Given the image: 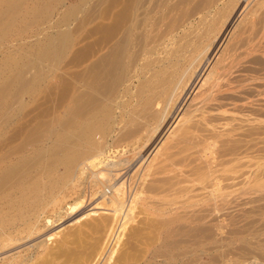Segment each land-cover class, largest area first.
Listing matches in <instances>:
<instances>
[{
    "label": "rangeland",
    "instance_id": "1",
    "mask_svg": "<svg viewBox=\"0 0 264 264\" xmlns=\"http://www.w3.org/2000/svg\"><path fill=\"white\" fill-rule=\"evenodd\" d=\"M231 7H234V10ZM207 9H209V11ZM145 10L148 11L146 14H144ZM206 10L209 14L206 13ZM224 12H226V14L228 13L226 15L227 17L229 15L228 18L225 16ZM210 13H212V15ZM223 13L226 17L225 21L227 19L229 20L233 15L234 17L228 25L227 30L224 32L225 34L223 35L222 41L225 42H223L224 44L222 43L221 48L218 50L222 64L225 63L226 68L231 69L227 73L221 74V81L225 83V89L231 88L235 83L234 89H236V93H234V90L233 92L229 91V95L238 98L235 108L237 111L235 115L237 114L238 121L234 131L230 130V124L224 125L225 134L214 144L213 149H211L207 155L209 160L216 159L215 162H218V164H216L212 161L210 167L218 169L219 176L216 180H212V177L209 176L201 181V179L204 178H196L193 175L194 188L189 191V184L183 180L186 178L185 172L189 168V166H186V159L189 153V151L187 153L186 150L187 145L181 142L183 144H178L177 148L179 149H177V144L173 142V138L171 139L168 137L169 140H164L166 135L161 141H159L160 138L157 139L156 143L160 145L163 140L168 143L171 141L172 145H175L172 146L169 145L171 144L169 143L165 146L168 148L165 149L164 144H161V151H163V149L169 151L170 149V152H172L171 148H173V152H169V154L167 151L169 155H166L167 153L163 154V151L158 156L159 160L156 158L158 161L155 160V163L153 162L151 165L148 164L149 159L153 155L152 152L154 153V151L151 152V150H149V152H145L146 154L144 153L145 155L143 152L141 156L134 157L130 155L125 164H123V166L119 165L115 170L114 167L110 169V167L107 166L108 164L102 167L104 168L102 170L105 172L110 170V172L114 171L118 173L115 175L117 179L114 178V176L110 180L111 182H106L104 186L108 187L110 183L112 185L115 180H117L115 184V186H117V184L122 182L120 180L124 177L125 180L123 179V183L125 184H122V190L124 189L125 193L123 192V195L125 197L129 196L134 198L136 197L135 194H137V198L135 199L139 200H136L135 206L141 210L133 206V208H137L134 210H137L136 213L133 211L138 221L137 226H134L136 225V220L133 218L132 212V215H130V213L127 215L128 217H125L126 224H124L120 232L119 242L117 243L119 250H117L118 252L115 254L117 256H114L115 259L112 258L111 260H114V264H264V0H0V158L6 157L9 154L13 155V157H18L29 150L31 151L34 147L43 145L47 150L46 153H44L47 158H51L52 156H50V154L55 150L56 151L53 153L60 151L59 154L57 153L59 156L62 154L63 150L66 151L65 154L69 155L67 158L64 153L60 157H56L54 154L55 158L64 159L65 162H69V160H67L69 159L68 157L75 151L74 149L79 148V146L75 148L76 145H79L77 141L86 137H81V135H89L91 136L89 138L94 139L97 135L101 141H99L98 138L95 140H98L100 143L103 141V145L105 143V148H107V146L109 148L110 146L111 148L113 147V149L119 148L121 150L122 147L125 148L126 142H129L131 139H129V137L133 136L131 140H134L136 138L135 136L139 135L138 132L142 131L144 126L146 127L147 124L145 123L149 121L148 119L151 117V113H146L151 112L150 110H147L145 113L143 112L141 115L140 112L142 111H138V109H140V106H138L137 112L133 111L134 114L136 113L134 115L130 113V110L129 112L127 111L128 107L124 99L117 98V100H115L116 97L113 96L119 92L120 84L124 79L125 73H139L134 57V51L139 44L147 40L145 46L152 44L166 36L171 32V29H176L181 24H184V29L190 27L194 28L196 27L195 25L197 24L198 17L203 14H207L205 17L203 15V19L212 18L211 21L209 19L205 21L209 26H212L211 28L219 27L225 22L222 16ZM212 16L215 17L216 20ZM213 19L215 21H213ZM212 21L213 23H211ZM216 22L219 23L217 24ZM207 23L205 25H207ZM197 27L200 30L205 28V26H201L199 23ZM130 29L131 37L128 41L129 50L127 52L131 51L127 57L124 58L122 68L118 72L120 73L118 76L120 80L119 84L111 93L115 102H118L114 104L113 99L110 97L109 101L113 103L114 107L110 104L108 99V102H106V100L103 101V105H106L103 106L102 110L103 112L107 110V112L100 114V118L108 114L106 115L108 121L103 126V120H106V117L103 116L104 118L102 117L94 127L96 130L101 126L99 128L103 130V133L98 128L99 133H101L100 137L98 136V132L92 135L93 133L91 134V132H94L92 127L93 124L89 122L91 120V122H93V115L91 120L89 116L93 114L90 113L93 112L91 111L93 110V73H107V66H102V63L105 61L104 57L106 56L108 46L111 45L114 40L122 38L126 31ZM187 34L191 36L190 33L187 32ZM219 53H217V55ZM139 60L143 62L144 56L139 57ZM93 62L98 63V66L93 67ZM233 79H235V82L231 83ZM120 102L126 109L124 107L122 108ZM110 105L111 111L109 110ZM105 106H107V108ZM226 107L228 108L230 105ZM122 109L124 110V114ZM227 114H229V112ZM86 115L90 121H88V119L86 121ZM129 116L130 120L127 118ZM139 116H141L140 119L142 120L143 116H146L144 119H148L146 121L141 120L140 122V119H138L137 122H135L134 118L137 119ZM111 117L114 121H112L113 119H109ZM121 120H123V123ZM119 121H121L120 123L122 124L118 123ZM124 121L127 122H125V125L128 124V127H132L133 124V129L134 126H138L139 123L140 127H135L137 130L134 129V131L129 130L130 133H127L130 135H128L126 133L128 129H126L125 125V128H123ZM130 121L134 122L131 123ZM87 122L90 125H88ZM108 122H110V125ZM112 122H114L113 127L111 126ZM86 123L90 127V130L92 128L91 131L89 129L86 131L83 130L88 128V126L85 128ZM81 127L83 129H81ZM108 128H110V135ZM58 129L61 132L65 130V132L61 133ZM66 129L70 130L75 136L79 132L80 134L82 133L80 135L81 138L78 139L79 136L75 138L70 131L68 135L74 137H72V140L69 141L71 136L69 137L68 135H66L67 138H64L66 137L65 135L62 137L63 134H67L68 131H66ZM56 130L61 134H55L57 132ZM118 131L121 132V137H119ZM105 134L107 135L104 136ZM55 136H57V139L61 136L64 140L60 138V142L63 140V143H57L59 139L53 141L52 139L56 138ZM111 136L114 140H111ZM117 137L120 138L119 141ZM125 139L126 141L124 142ZM65 140H67V142L69 141V145L68 143L65 144ZM120 140H123L121 141L122 144ZM51 141L53 145L55 144V148ZM72 141H74V145L72 146L73 151L71 150V152L66 147L70 148ZM54 142H56L57 145ZM118 142L120 145L114 144ZM60 144L63 146H59L61 148L58 150L56 146L58 147ZM48 145L51 146V148L49 147L50 152L48 151ZM169 146L171 147L169 148ZM52 147L54 149H52ZM51 149L53 151H51ZM119 149H117L116 153L114 152L113 155L118 159L122 157L126 158L125 155L129 152H123V150L120 152ZM184 150H186V153L182 152ZM181 153L183 154L181 155ZM190 153L191 155L188 158L191 161L190 166L196 164L204 165L203 157H197L194 151ZM177 154L178 156L181 155V158L178 157V159H175L174 156H177ZM162 155H166V157L172 156L170 157V161L168 160L167 164H164L165 167L162 162L167 158ZM47 158L45 162L46 160L48 162L52 161L51 159L49 161ZM59 159L56 161L59 167L57 168L64 173V176L61 171V175L58 176L60 173L57 171L58 169L56 170L54 179L57 178L59 183L57 184V181L55 182V180H53V184L55 182L57 185L52 184V187L49 186L51 191L52 189L54 191L50 194L48 188L41 189L40 193L44 191L41 195L48 192L49 195L45 194L44 196L42 195V197L40 193H36L35 195L27 193L24 199H22L14 189H10L13 175L1 176L2 171H8L10 168L18 166L19 164L8 165V162H5L0 165V264H25V262L28 261H34L33 264H76V262H78L77 260H82L83 264H88V262L92 263L93 260H96L99 257V251L103 249V251H100L102 252L100 257H102L104 249H106L108 245V243L106 244L104 241L106 240L105 236L108 235V231L103 233L94 232L93 228L89 227L92 225V219L89 217L88 219L81 217V215L86 213L87 210L95 204L96 200L98 202L101 199V193L99 192L100 188H98L99 185H94L92 183L93 180L88 181V179H84L80 181L81 183L79 182V184L82 185L80 186L79 184L77 185V182H75L76 180H74V173L77 170L76 166L78 168V164L80 165L83 161H87L86 158H77V163L75 161L72 163L73 159L71 160L72 165L70 167L72 169L75 167V170L73 169V171L71 168H68L73 173L67 174V180L64 178L66 176V172L63 170L65 166H63L64 164L61 163ZM173 160H175V163ZM127 161L130 162L128 163ZM157 163L162 164V166L159 167L160 165ZM154 164H156V167L159 165V170H153L154 167H152V165L154 166ZM135 168L138 171L135 170ZM68 169H65V171ZM122 169L124 172L121 171ZM146 169H150L149 173L145 172L147 171ZM69 170L68 172H70ZM169 170L172 171V174L170 171L168 178L166 174L169 173ZM132 171L136 174L132 173ZM140 172H142V174ZM182 172L185 173V175H182ZM146 173H148L147 176ZM181 175L182 180L179 178L181 181L176 182L177 180L175 178ZM151 176L153 178L157 177L158 181L156 182L157 178L153 180L149 179L152 178ZM70 177H72L73 181ZM140 177H142V179ZM147 177L148 180L145 179ZM63 178L64 183L62 182ZM134 178L135 181H133ZM170 179L173 180V183ZM162 180H165L163 184L159 182ZM67 181H69V183ZM132 181L133 184H131ZM145 181L146 183H144ZM151 181L156 182H153L155 185L144 186V184L148 185V182L151 183ZM215 181H217V185ZM84 182H86V184ZM88 182L91 183L89 184ZM158 182L159 185L157 187L156 184H158ZM168 182L172 184L169 185V183L168 186H166ZM181 182L184 185L187 183V187ZM75 183L76 186L73 187ZM177 183L179 185L182 184L185 188L181 187L182 185L179 186ZM127 184L132 188L129 189ZM141 184L145 187V190H143L144 188L139 190V188L143 187ZM175 184H177V187L175 186L176 188L173 187ZM63 185H69L66 186L68 191L62 188ZM90 185H92L93 188ZM111 185L109 186L108 192H112L113 188ZM162 185L166 187L164 188ZM202 185L206 186L205 190H199ZM56 186L58 187L55 189ZM86 186L87 188H85ZM149 187H154V189L150 192L148 191L151 190ZM178 187H181L183 194ZM173 188L174 190H172ZM177 188L179 190L174 194L173 192H175ZM159 189L161 190L159 191ZM128 190L131 191L129 192ZM143 191H146V193H143ZM153 191L156 193V196L159 197L156 198ZM168 191L172 192L167 194ZM57 192L61 193L58 194ZM137 192L142 195H139ZM93 193L98 194L94 195ZM77 194L80 198H84V202L81 204L82 207H78L72 213H65V207L75 200V197H78ZM143 194L148 199H146ZM172 194L174 197L171 196ZM46 195L50 199L46 198ZM60 195H62V197H60ZM161 195H163V198ZM168 195L169 197L166 198ZM175 195H177L176 198ZM203 195L207 197L206 202L203 204L190 205V203L200 199ZM33 196L38 200H35ZM51 196L60 200L55 203L52 201L53 198ZM89 196H93V198L90 197L91 199H89ZM152 197H154V199H152ZM150 198L151 200L148 201V203L150 202L149 205L151 204L150 206H153V209L149 207V212L147 200ZM155 198L156 201H153ZM218 198L219 200H217ZM187 200L189 201L187 202ZM33 201L34 203H32ZM159 201H163V203H165V205L168 204V206H165ZM137 202H140L139 204H141L142 207ZM156 202L159 203L157 204ZM174 202H176V206ZM155 203L159 208L163 207V209L161 208L162 211H160L156 205L154 206ZM172 206L174 207L172 208ZM144 208L148 212L143 211ZM171 208L173 210H171ZM152 210H157L160 213L156 211L155 214ZM163 210H165V212L168 211L167 214L169 215L171 213V216H173L172 213L174 212L176 213L175 217L177 214L179 216L178 218L176 217L177 219L173 217L175 219L173 220L171 216L165 215L166 213L163 212ZM138 211L144 214L139 215ZM37 213L42 214L38 215ZM136 214L138 215L137 217ZM147 214L151 217L153 216V218L149 220L150 222H154V219L157 221L158 217H160L161 219L159 218V222L157 221L159 225L155 222L149 224L150 222L148 219H150V216ZM157 214L164 215L163 217L165 219L163 220V217H161L162 215L160 216ZM119 215L120 218H118ZM119 215L117 218L120 220L122 211ZM35 216L37 218L34 219ZM167 216L171 217L174 222ZM45 218H49L53 221L51 223L47 222V225L45 224ZM130 218L133 225L129 221ZM139 219L141 220V225ZM144 219L148 223H146ZM79 220L80 222L82 221V225L81 223L79 224ZM162 220L166 222L162 223ZM169 221L172 222L170 223ZM116 222L117 221H115V225L118 224V222ZM142 222H145L144 225L146 224L147 226L145 225L146 228L140 227L139 229L138 225L143 226ZM168 222L170 224H168ZM153 224L154 227H152ZM26 225L29 227L27 228ZM132 226H134V228L136 227L134 229L136 233L131 230L133 228ZM160 226L161 228L159 230ZM150 228L153 231H150ZM78 229H80L82 233L81 231L79 232ZM47 233H53V236L51 239L44 241V235H47ZM28 234L29 236L31 234V236L29 237ZM78 234L81 235L79 236ZM97 234H100V236L97 237ZM7 235H11L15 238L13 242L22 237L21 240L23 239V242L16 248L9 249L8 246H6L7 248L3 247L5 244L3 238ZM73 237H75L74 240ZM106 238L108 240V236ZM95 243L97 244L96 249L93 248ZM101 247L104 248L101 249ZM122 252H124V254ZM54 254H56V256ZM91 255L93 256L91 257ZM96 255H98L97 258ZM9 257H14L15 259L9 260ZM27 257L29 258L28 261L25 260ZM82 258H84L85 261H83L84 259Z\"/></svg>",
    "mask_w": 264,
    "mask_h": 264
},
{
    "label": "bare ground",
    "instance_id": "2",
    "mask_svg": "<svg viewBox=\"0 0 264 264\" xmlns=\"http://www.w3.org/2000/svg\"><path fill=\"white\" fill-rule=\"evenodd\" d=\"M237 1H239V0H237ZM244 4H243V7H244ZM233 6H235V5H233ZM231 8L233 9L234 7H231ZM241 9H242V7H241ZM207 10L209 11V9H207ZM207 10H206V13H207ZM147 12L148 11L145 10L144 11V14H146ZM230 12H232V11H230ZM224 13H225V16L228 14V13L226 14V12H224ZM224 13H223L222 16L224 17V21H225V19H226L227 16L225 17L224 16ZM207 14H209V13H207ZM210 14L212 15V13H210ZM237 14H238V12H237ZM203 15H201V16L198 17L197 24L195 25L196 27H194V28L193 27H190L188 29H184L185 28L184 24H181L176 29H171V32H169L166 36L162 37L160 40H158V41H156V42H154L152 44H148L147 46H145L146 42L148 41L147 40L146 42H143V43L139 44V46L135 49V51H134V57L136 59V67H137V69H139V73H125L124 74V79H123L122 83L120 84V90H119V92L116 93V94H114L113 96L116 97L115 100H117V98H121V99H124V102L126 101V106L128 107V110H127L128 112L130 110V113H133L134 114L133 111H136L137 112V109L139 108L138 106H140V109H138V111L139 110L142 111V112H140V114L142 115L143 112L145 113V112H147V110L148 111L150 110L151 112H147L146 114L151 113V115H150L151 117H150V119H148V118L144 119V117H146V116H143L142 117L143 120L140 119L141 116H139L137 119L134 118L135 122H137L138 119H140L139 122L141 120L142 121H144V120L146 121L147 119L149 121H147L148 123L147 122L145 123L147 125H146V127L144 126L145 128L143 127V130L140 131L141 133L138 132L139 135H137V133H136L137 136H135L136 138L134 140H131V139H133V136L132 137H129V139L130 138L131 139L129 140V142H126L127 144L125 145V148L121 146L122 148H124V149L121 148V150H123V152L124 151L125 152H129L127 155H125L126 158L122 157V158L118 159L115 155H113V153L114 152L116 153V150L119 149V148L113 149V147L111 148L110 146H109V148H108V146H107V148H105V143H104V145H103V141L100 143L99 141H101V140H99L100 138H98L97 135H96V138H98L99 141L98 140H95L96 138L95 139L94 138H89V137H91L89 135L88 136L87 135H81L82 133L80 134V132L77 133V135H76L77 137L79 136L78 139L81 138L82 136H84V137L86 136V137L85 138H81L79 141H77L78 142L77 144H79V145H76L75 148H77V146H79V148L78 149H74L75 151L72 150L73 149L72 146L74 145L73 144L74 141L71 142L72 144L70 143L71 144V147L70 148L66 147L68 150H70V151L72 150L73 151V153H71V156L68 157L69 159H67V160H69V162L68 161L65 162L64 159H63L64 160L63 161L61 158L59 159V158H55L54 157V154H55L56 157L59 156V155H57V153L59 154L60 151L59 152L57 151V153H53L56 150L55 151L52 150V149L55 148V146H54L55 144L53 145V142L52 141H51V143L54 146V148L52 147V149H51V151H53L52 152L53 154L52 153H51L52 155L50 154V156H52L51 158H47L45 156L44 153H46L47 150L45 149V147H43L42 144H41L42 146L34 147L33 149H31V151L29 150L25 154H22V155H20L18 157H13V155H10L9 154L6 157L0 158V165H2V163H5V162H8L7 163L8 165H16V164H19L18 166H14V167L10 168L8 171H6V170L2 171V175L1 176H5V175H8L9 176L11 174L13 175V179H12V182L10 184V189H14L17 192V194L20 195V197L22 199H24L26 197L27 193H32V195H35L36 193H40V190L41 189L48 188L50 190V194L52 193V191H54L53 189L51 191V189L49 188V186L52 187L51 185L53 184V180H55V182L57 181L56 182L57 184L59 183V181H58V179L56 177L55 178L57 180L54 179V176L56 174V170L59 168L57 166V164H56L57 163L56 161H58V159H59V161L61 160V163H63L64 164L63 166H65L63 168V170H64V172H66V174H65L66 176L64 177L66 179L67 178V174L72 172V171H70L68 169V168H71L70 167L72 165L71 164V160L73 159V161H72V163H73L74 161L76 162L77 158H79V159L81 157L86 158L87 161H85V162L83 161L80 165L78 164V168L76 166V169L77 170L74 173V176H75L74 177V180H76L75 182H77V185L79 184L80 181H82L84 179H86V180L88 179V181L93 180L92 183L94 185H99L98 188H100V190L99 189H97V190H99V192L101 193V196H100L101 199L98 202L96 200L95 201V204L92 205V207L89 208L86 213H84L83 215H81V217L82 218L84 217L86 219H88V217H89L90 219H92V221H91V224L92 225L90 224L91 226H89V227H92L94 232H98V233L102 232L103 233V232H107L108 231V233H107L108 234L107 235L108 236V240L106 238L107 236H105V239L107 241L104 240L106 242V244L108 243V245L107 246L105 245L106 246V249H104V252L102 254V257H100L101 256L100 254L102 253L100 251H103L102 248H104V247H101L102 250L99 251V257L97 258L98 255H96V258L97 259L96 260H93L92 263H89L87 261L88 264H107V263L108 264H111V263H113L114 260L113 261H111V260H112V258L115 259L114 256H117L115 254H116V252H118L117 250H119V247L117 246V243L119 242V235H120V232L122 231V228H123L124 224H126L125 223L126 222L125 217H128L127 215L132 212L133 215H132V213L130 215H132L133 218L136 220L135 221L136 222V225H134V226H137V222H138L137 219L134 216V214L137 211V210L136 211H134V210L138 208L137 206H135L136 200H139V199H135V198H137V194H135L136 197H134V198H131L129 196L128 197H125L123 195L124 189L122 190V186H123L122 184H125V183H123L124 182L123 181L124 177H123V179L120 180L122 182L119 181L120 183L117 184V186H115V184L117 183L116 182L117 180H115V182H113L112 185L110 183V185L112 186L113 189H112V192L110 191L111 193L108 192L110 185L108 186V184H107L108 187H106V186H104V184L106 182H111L110 180L115 175H117L118 173L117 172H114V171L113 172H110V170H108V171L105 172V171L102 170V169H104L102 167H104L105 165L108 164L107 166H109L110 169H111V167L112 168L114 167V170H115L116 167H118L119 165H122L123 166V164H125L126 160L128 159V157H130V155L131 156H134V157L135 156H139V155L141 156V153L142 152L144 154L147 151L149 152V150H151V152L154 151V153L152 152L153 155L151 156V158L150 159L148 158L149 159V161H148L149 163L148 164L151 165V163H153L156 160V158L158 159L159 154H161L163 151H164L163 154L167 153L168 150L165 151V149H167L168 147L166 148L165 146H167L169 143H171V141L168 143L167 141L165 142L164 140H169L168 137H170L171 139L173 138V142H175V144H177L176 145V148L178 147V144H180L181 142H183L184 144L187 145V146L186 145L185 146H186L187 153H188V151H189V153H188L187 159H186L187 160L186 161L187 162L186 163V166H189V168L186 170V172H185L186 173V176H185L186 178L183 179V180H185V182H187L189 184V187H188L189 191H191V189L194 188L193 187V184H194L193 175L196 178H204V179H201V181L205 180L209 176L212 177V180L213 179L216 180L217 177L219 176V170L216 169V168H214V167H210V163L212 161L215 162L216 159L209 160L207 158V155L209 154L210 150L213 149L214 144H216V142L219 141V139L225 134L224 125L230 124V130L234 131L236 129V124H237V121H238V116H237V114L235 115V112L237 113V111H236L235 108L237 106V102H238L237 100H238V98L229 95L230 94L229 91L233 92V90H234L235 91L234 93H236V89H234L235 88L234 87V84L235 83L232 85L231 88L225 89L224 88L225 83H223L221 81L222 80L221 74L227 73L231 69L230 68L229 69L226 68L225 63L222 64L221 56H220V53L218 52V50L221 48L222 43L225 42V41H222V39L224 37L223 35L225 34L224 32L227 30V27L231 23V20L234 17V15L232 17H230L229 20L227 19L223 24H222L223 21L220 19L222 21L221 22L222 25L219 24L220 25L219 27H214V28H211L212 26L211 25L209 26L208 23L205 22L210 17L207 18V19H205V18L203 19L202 18ZM206 15H204V17ZM220 16H221V14H220ZM228 17H229V15H228ZM213 18L215 19V17H213ZM211 19H209V20L211 21ZM214 19H213V21L216 20V19L215 20ZM199 20H200V22H199ZM213 21L211 23H213ZM217 21H219V20H217ZM198 23L201 26H205V28L203 30L198 29V27H197ZM206 23H207V25H205ZM216 23H215V25H216ZM191 28H193V29H191ZM187 32L190 33L191 36L188 35ZM130 34H131V29L128 30V31H126V33L123 35L122 38H118V39L114 40L111 43V45L108 46V49H107V52H106V56L104 57V60L105 61L102 63V66H105V65L107 66V73H99V72L93 73V110H91L93 112H90V113H93V114H90L89 113L90 114V116H89V119L90 120L92 119V115H93V122H91L92 120L90 121L88 119L87 115L85 116L86 117V121L88 119V121H90L89 123H92L93 124V126L91 124V126L93 127V130H94V132H91V134L93 133L92 135H94L96 132L99 133V130L102 131V133H103V130L101 128H99L101 126H99V127L96 126V127L99 128V130H98V128L95 130L94 127H95V124L98 123L99 120H101V118L103 116L106 117V115H108V114L103 115L100 118V116H101L100 114H103L104 112H107V110H105L104 112L102 110L103 106L106 105V104L103 105V101L106 100V102H108L109 99H110V97L112 98L111 93H112L113 89H115V87L119 84V81H120L118 79V76L120 75V73H118V72L122 68L124 58L127 57V55L129 54V52L131 51L130 50L129 52H127L129 50V48H128V41H129V38L131 37ZM217 53H219V54L217 55ZM141 56H144L143 62H141L139 60V57H141ZM125 65H126V61H125ZM97 66H98V63L93 62V67H97ZM233 82H235V79L231 80V83H233ZM107 99H108V101H107ZM115 100L113 99L114 104L116 102H118V101L115 102ZM109 102H110V104L113 105V103L111 101H109ZM122 103H123V100H122ZM122 103L120 102L121 106H122ZM227 105H230V107L227 108L226 107ZM107 106H108V104H107ZM107 106H105V107L107 108ZM105 107H104V109H105ZM123 107L124 106H122V108ZM109 108L108 109L111 111V105L109 106ZM124 108L126 109V107H124ZM135 108H136V110H135ZM120 110H121V108H120ZM228 112H229V114H227ZM123 114H124V110H123ZM112 115H113V112H112ZM134 115H133V117H134ZM114 117H115V115H114ZM117 118H119V117H117ZM123 118H124V116H123ZM127 118L130 120V116L127 117ZM109 119L112 120L113 118L111 117ZM131 119H133V118H131ZM111 120H110V122H111ZM118 120H120V119H118ZM107 121H108V119L106 117V120L105 121L103 120V126L105 125V123H107ZM112 121H114V119ZM121 121L123 123V120H121ZM121 121H119L118 123H120ZM126 121H128V120H126ZM126 121H124V124H123V128L126 127V129H128L126 131V133L127 132L130 133L129 130L130 131H134V129H136L135 127L138 128V126L140 125V123H139L138 126H134V129H133V124H132V127L129 126L132 129L131 130L127 126L128 124L125 125V122ZM110 122H108L109 125H110ZM130 122L133 123L134 121H130ZM87 123H86L85 128L88 125H90L89 123L87 125ZM113 123L114 122H112V125H111L112 127H113ZM122 123H120V124H122ZM131 123H130V125H131ZM84 125H85V123H84ZM124 125H125V127H124ZM135 125H136V123H135ZM110 128H108L109 129V135H110ZM118 128H120V127H118ZM123 128H122V131H123ZM81 129H83V128L81 127ZM87 129L90 130V127L88 126V128L83 129V130L86 131ZM103 129H105V128H103ZM91 130H92V128H91ZM116 130H117V128H116ZM58 131L61 132L59 129H58ZM58 131L55 134L59 133ZM66 131H68L67 134L66 133L63 134L62 137H64V135L66 136V135L69 134V131L70 130H67L66 129ZM62 132L64 133L65 130L62 131ZM81 132H84V131H81ZM106 132H107V130H106ZM114 132H115V128H114ZM114 132H112V133H114ZM61 133H59V135ZM70 133L73 134L71 131H70ZM120 133L121 132H119V135H120L119 137H121V134ZM88 134H90V133H88ZM116 134H118V133H116ZM116 134H114V135H116ZM59 135H57V136H59ZM80 135H81V137H80ZM100 135H101V133H99L98 136L100 137ZM106 135L107 134H105L104 136H106ZM109 135H108V137H109ZM124 135H126V134H124ZM128 135H130V134H128ZM165 135H166V137L164 138V140L162 141V143L160 142L162 145L164 144L165 149L162 148L163 151H161V144L158 145V143H156V141L159 138H160L159 141H161V139ZM57 136H55L56 138H54L52 140L55 141V139H57ZM68 136L69 137L71 136L70 137L71 139H69V141H70V140H72V137L75 136V134H73V136L72 135H68ZM76 136H75V138H76ZM104 136H103V139H104ZM114 137H116V136H114ZM119 137H117L118 141L120 139ZM60 138H61V136H60ZM60 138L58 137L59 140L58 139L57 140L59 142H57V143H61V142L63 143V140L64 139L61 138L63 140L60 142ZM64 138H67V136L64 137ZM111 140H114V138L112 137ZM65 141H66L65 144L69 142V141L67 142V140H65ZM105 141H106V139H105ZM121 141H123V140H120V143L122 144ZM125 141H126V139L124 140V142ZM54 143H56V142H54ZM57 143H56V145H57ZM111 143H112V141H111ZM120 143L118 142V143H114V144L115 145L116 144L120 145ZM183 143H181V144H183ZM175 144H173V145H175ZM50 145H48V148L49 147L51 148ZM68 145H69V143H68ZM169 145H172V143L169 144ZM59 146H63V145L60 144V145H58V147L56 146V148L58 150L61 148ZM65 146H67V145H65ZM170 147L171 146H169V148ZM50 148L48 149L49 152H50ZM66 148H64V149H66ZM171 149H172L171 151L173 152V148H171ZM177 149H179V148H177ZM121 150H120V152H122ZM186 150H184L182 152L186 153L185 152ZM191 151L196 152V156L197 157H203V163H204V165H197L196 164V165L190 166L191 161L188 158L191 155V153H190ZM49 152H48V154H49ZM169 152H170V149H169L168 153ZM172 152H170V153H172ZM63 153L65 154L66 151L63 150L62 151V154ZM168 153L166 155H169L170 154V153L169 154ZM182 154L183 153H181V155ZM65 155L64 156L66 158H67V156H69L68 154H65ZM166 155H162L165 158H167V159H164V161H163L164 163L161 161L162 164H163V166H164V164L166 165L167 162H168V160L170 161V157H172V156L166 157ZM181 155L178 156V154H177V156L176 155L175 156L173 155V156L175 157V159H178V157L181 158ZM121 156H122V154H121ZM146 156H144V157H146ZM45 157L49 161H50V159L52 161L51 162H48L46 160V162H45V159H46ZM172 159H174V158H172ZM143 160H144V158H143ZM158 160H156V161H158ZM165 161H166V163H165ZM173 161L175 163V160H173ZM215 163L218 164V162H215ZM157 164L160 165V166L158 165L159 167L162 166V164H160V163H157ZM74 165H75V163H74ZM155 165L156 164H154V166L152 165V167H154L153 170H155V169L156 170H159L158 169L159 167L158 166L156 167ZM74 168L75 167H73V169ZM136 168H135V170H137ZM146 168H147V166H146ZM169 168L171 169L170 166H169ZM65 169H68L70 172H68V170L65 171ZM124 169H125V167H124ZM172 169H175V168H172ZM149 170H147L145 172H148L149 173ZM57 171H59V169ZM60 171H59L60 174H58V176L61 175V172L62 171L61 172ZM121 171H123V169ZM151 171H152V169H151ZM170 171L171 170H169V173H167V174L164 172L167 175L168 178H169ZM157 172H159V171H157ZM173 172H174V170H173ZM132 173H135V172L132 171ZM140 173L142 174V172H140ZM148 173H146V176L148 175ZM185 173H183L182 175H185ZM71 174H69V175H71ZM159 174H161V173H159ZM162 174H163V172H162ZM165 174H164V176H165ZM171 174H172V171H171ZM62 175L64 176V173L63 172H62ZM182 175L180 177L177 176L178 178L177 177L176 178L174 177L177 180L176 182L182 180ZM125 176H126V174H125ZM142 176H144V175H142ZM128 177H127V179H128ZM60 178H62V177H60ZM64 178L62 179V182H63ZM70 178L72 180V177H70ZM114 178H116V176ZM140 178L142 179V177H140ZM156 178H153L152 177V178H149V179H152L153 180V179H156ZM179 178H181V180H179ZM145 179L148 180V177L145 178ZM165 180H162V181H159V182L161 184H163V181L165 182ZM173 180L170 179L171 182ZM69 181H67V182L69 183ZM133 181H135V178L133 179ZM133 181H132L131 184H133ZM157 181H158V178L156 179V182ZM55 182H54L53 185H57ZM149 182H148V185H145L144 184V183H146V181L144 183H142V184H144V186L146 187V186H149V185H155L154 183H156L154 181H153L154 183L152 181H151V183H149ZM159 182H158V184H156L157 187L159 185ZM171 182L166 183V186H168L169 183H170L169 185H171L173 183V182L172 183ZM84 183L86 184V182H84ZM136 183H137V181H136ZM89 184H88V186H89ZM138 184H139V181H138ZM177 184H175L173 187H175ZM186 184L185 185L183 184V185L187 187ZM215 184L217 185V181H215ZM92 185H90V186L92 187ZM164 185H162V186H164ZM181 185H179V186H181ZM183 185L181 187L185 188ZM66 186H69V185H65V186L63 185L62 188H65L66 189L67 188ZM74 186H76V183H75V185H73V187ZM80 186H82V185H80ZM142 186H140V187H142ZM144 186L142 188H139V190H141L143 188H144L143 190H145V187ZM166 186H164V188ZM57 187L58 186H56L55 189ZM124 187H125V185H124ZM128 187H129V189L132 188L129 185H128ZM181 187H178V188L180 189V191L183 194V191H182ZM77 188H78V186H77ZM85 188H87V186ZM178 188L175 189V192H173L174 194L177 192V190H179ZM134 189L136 190L135 187H134ZM149 189H151V190H148V191L151 192L154 189V187L153 188H150L149 187ZM169 189H167V190H169ZM202 189L205 190L206 189V186L205 185H202V187H200L199 190H202ZM75 190H73V191H75ZM160 190L161 189H159V191ZM172 190H174V188ZM94 191H96V190H94ZM94 191H92V192H94ZM128 191L130 192L131 190H128ZM165 191H163V192H165ZM42 192H44V191H42ZM55 192H56V190H55ZM96 192H98V191H96ZM144 192L146 193V191H143V193ZM150 192H148V193H150ZM170 192H172V191H168L167 194H169ZM41 193H40V195H41ZM57 193L60 194L61 192L60 193L57 192ZM98 193H95V194H98ZM153 193H155V192L153 191ZM45 194H48L49 195V192L48 193H45ZM70 194H71V192H70ZM84 194H86V193H84ZM138 194L140 195L141 193H138ZM159 194H161V193H159ZM159 194H157V195H159ZM179 194H180V192H179ZM79 195H80V193H79ZM79 195H78L77 198L75 197V200H73L72 202L69 200L71 203H69L65 207V210H66L65 213H72L78 207L81 206V204L84 202V200H83L84 198H82V197L80 198ZM177 195H178V193H177ZM177 195H175V198L177 197ZM54 196H56V195H54ZM143 196H144V194H143ZM155 196H156V193H155ZM161 196L163 198V195H161ZM171 196L174 197L173 194ZM171 196H170V198H171ZM37 197H38V195H37ZM60 197H62V195H60ZM90 197L93 198V196H89L88 198L91 199ZM157 197H159V196H156V198ZM168 197H169V195L166 198H168ZM46 198H49V197L46 195ZM156 198L153 201H156ZM43 199H45V198H43ZM146 199H148V198H146ZM152 199H154V197H152ZM35 200H38V199L35 198ZM58 200H60V199H57V198H53L52 199V201H54L55 203L58 202ZM150 200H151V198L149 200H147V204L148 205L150 203V202L148 203V201H150ZM164 200H165V198H164ZM217 200H219V198ZM39 201H40V199H39ZM174 201H175V199H174ZM188 201L189 200H187V202ZM206 201H207V197L205 195H203L200 199H198V200L190 203V205L203 204ZM159 202H156V203L158 204ZM161 202L163 203V201H161ZM176 202H174V205H175ZM32 203H34V201ZM156 203L154 204V206L156 205ZM172 203H173V201H172ZM36 204H37V201H36ZM45 204H46V202H45ZM163 204L165 205V203H163ZM139 205L141 206V204H139ZM150 205L147 206L148 207V210L150 209L149 207H152V209H153V206H150ZM133 206H135L137 208H133ZM165 206H168V204H166ZM170 206H169V208H170ZM157 207H154V208H157ZM173 207L174 206H172V208ZM145 208L143 209V211H147V210H145ZM161 208L163 209V207H160L159 208L160 211H162ZM172 208H171V210H173ZM175 208H177V207H175ZM85 209H87V208H85ZM138 209L140 210V208H138ZM159 209H158V211H159ZM121 211H122V217L119 220L118 218H120V215L119 214H120ZM152 211H154V210H152ZM156 211L157 210L154 211L155 214H156ZM174 211H175V209H174ZM149 212H150V210H149ZM163 212H165V210H163ZM167 212H165L166 213L165 215L171 216V213L169 215V214H167ZM138 213H139V211H138ZM158 213H160V212H158ZM37 214L38 215H41L42 213L41 214L37 213ZM137 214H136V217L138 216ZM140 214H141V212L139 213V215ZM142 214H144V213H142ZM175 214H176L175 212L172 213L173 216H171V217L172 218L174 217L175 219H177L179 215L177 214L176 215L177 218H176L175 217ZM147 215L150 216L149 214H147ZM157 215H160V214H157ZM117 216H118V218H117ZM163 216L164 215H162L161 217H163ZM171 217H168V218H171ZM35 218H37V217L35 216L34 219ZM38 218H39V216H38ZM116 218H117V220H116ZM146 218H147V216H146ZM151 218H153V216L152 217L150 216V219H148V221L151 220ZM159 218L160 217H158V220L161 219V218L160 219ZM172 218H171V220H172ZM174 218H173V220H175ZM142 219H143V216H142ZM145 219H144V221H145ZM162 219L164 220L165 218L163 217ZM80 220H82V219H80ZM80 220H79V224L82 222V221L80 222ZM118 220H119V222H118ZM163 220H162V223H165L166 221L163 222ZM166 220H168V219H166ZM52 221L53 220H50L49 218H45V224H47V222L48 223H51ZM77 221H78V219H77ZM115 221H117L118 224L115 225ZM129 221L131 223V218H130ZM153 221L155 223H157V221H155V219ZM139 222H140V225H141V220ZM154 222L151 221L149 224H152ZM169 222H168V224L171 223V222L170 223ZM29 223H30V220H29ZM29 223H28V225H29ZM144 223L142 224L143 226L138 225V228L139 229H140V227L146 228L147 225L145 224L146 225L145 226ZM146 223H148V222H146ZM88 224H89V222H88ZM157 224L159 225V223H157ZM168 224H167V226H168ZM81 225H82V223H81ZM83 225H85V224H83ZM134 226H132L133 228L131 230H133V232L136 233L135 230H134L136 227L134 228ZM28 227L29 226H27V228ZM149 227H150V225H149ZM152 227H154V224H153ZM160 228H161V226L159 227V230H160ZM153 229H155V228H153ZM156 229H157V227H156ZM78 230H79V232L81 231L80 229H78ZM78 230H77V232H78ZM149 230L150 231H153V230H151V228ZM138 232H141V231H138ZM70 233H72V232H70ZM81 233H82V231H81ZM134 233H132V234H134ZM138 234H140V233H138ZM28 236H29V234H28ZM30 236H31V234H30ZM44 236H45L44 237V241L45 240H49V239L52 238L53 233H50V234L47 233V235L45 234ZM99 236H100V234L97 237H99ZM21 238L22 237L19 238L20 240L19 239L18 240L16 239L13 242V239H15V238L12 237L11 235H7V236H5L3 238V240L5 241V244H4L3 247L8 246L9 249L16 248V247H18L20 245V243L23 242V239L21 240ZM74 238L75 237H73V240H74ZM78 238H80V237H78ZM71 239H72V237H71ZM97 241H98V239H97ZM94 242H96V241H94ZM69 244H70V242H69ZM62 245H63V243H62ZM91 247H92V245H91ZM96 247H97V244L95 243V245L93 246V248L96 249ZM91 250H90V253H91ZM122 253L124 254V252H122ZM73 254H74V252H73ZM54 255L56 256V254H54ZM92 256L93 255H91V257ZM14 259H15L14 257H9V260H14ZM82 259H84V258H82ZM102 259H104V260H102ZM121 259H122V257H121ZM25 260L28 261L29 258L27 257ZM77 261L78 262H76V264H83L82 260H77ZM83 261H85V259ZM110 261H111V263H110ZM33 262L32 261H28V262H25V264H33ZM72 263H74V262H72ZM115 263H116V261H115Z\"/></svg>",
    "mask_w": 264,
    "mask_h": 264
}]
</instances>
